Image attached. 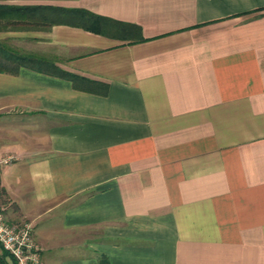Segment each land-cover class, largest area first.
Instances as JSON below:
<instances>
[{
  "label": "crops",
  "instance_id": "obj_1",
  "mask_svg": "<svg viewBox=\"0 0 264 264\" xmlns=\"http://www.w3.org/2000/svg\"><path fill=\"white\" fill-rule=\"evenodd\" d=\"M0 5L82 9L144 38L0 27V61L81 78L0 73V157L17 158L0 198L43 264H264V0Z\"/></svg>",
  "mask_w": 264,
  "mask_h": 264
},
{
  "label": "trees",
  "instance_id": "obj_2",
  "mask_svg": "<svg viewBox=\"0 0 264 264\" xmlns=\"http://www.w3.org/2000/svg\"><path fill=\"white\" fill-rule=\"evenodd\" d=\"M25 15L32 19L25 21ZM8 16H17L15 20H8ZM39 16V17H38ZM42 16L43 19H40ZM14 18V17H13ZM33 25L34 28L50 29L56 24H64L83 28L97 34L122 37L130 42H140L144 38L141 28L134 24L112 21L106 17L93 14L82 9H65L54 7H13L0 5V27H19V25ZM7 49L0 43V56ZM0 61V73L17 74L21 67H28L36 71L55 75L73 81L80 80L78 76L59 68L52 61L35 56H7ZM8 254L1 252L0 264H7Z\"/></svg>",
  "mask_w": 264,
  "mask_h": 264
},
{
  "label": "built area",
  "instance_id": "obj_3",
  "mask_svg": "<svg viewBox=\"0 0 264 264\" xmlns=\"http://www.w3.org/2000/svg\"><path fill=\"white\" fill-rule=\"evenodd\" d=\"M16 157H0V171L13 164ZM5 252L14 264H43L42 250L30 223L12 224L0 198V253Z\"/></svg>",
  "mask_w": 264,
  "mask_h": 264
},
{
  "label": "rangeland",
  "instance_id": "obj_4",
  "mask_svg": "<svg viewBox=\"0 0 264 264\" xmlns=\"http://www.w3.org/2000/svg\"><path fill=\"white\" fill-rule=\"evenodd\" d=\"M1 254V253H0ZM13 263V262H12ZM9 260H8V258H7V264H12Z\"/></svg>",
  "mask_w": 264,
  "mask_h": 264
}]
</instances>
